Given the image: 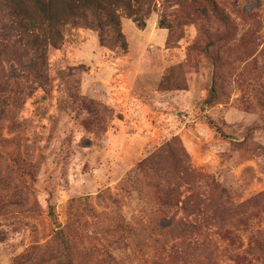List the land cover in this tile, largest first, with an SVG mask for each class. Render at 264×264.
<instances>
[{
	"label": "rangeland",
	"instance_id": "rangeland-1",
	"mask_svg": "<svg viewBox=\"0 0 264 264\" xmlns=\"http://www.w3.org/2000/svg\"><path fill=\"white\" fill-rule=\"evenodd\" d=\"M215 1L234 21L229 40H218L223 29L212 19L176 20L168 44L159 21H173L178 6L153 0L144 28L121 15L125 53L100 46L94 31L69 29L48 53L47 84L28 96L24 80L10 83L17 94L0 124V264H30L24 258L49 249L58 229L90 264H181L149 224L146 198L119 191L125 174L173 137L223 190L221 207L233 216L208 230L217 263H264L254 252L264 243V0ZM215 40L226 88L204 113L212 74L204 51ZM58 68H77L80 99ZM84 103L97 113L82 111ZM108 192L120 196L116 211L134 234L117 230Z\"/></svg>",
	"mask_w": 264,
	"mask_h": 264
},
{
	"label": "trees",
	"instance_id": "trees-1",
	"mask_svg": "<svg viewBox=\"0 0 264 264\" xmlns=\"http://www.w3.org/2000/svg\"><path fill=\"white\" fill-rule=\"evenodd\" d=\"M152 1L0 0V124L8 122L6 115L14 102L12 96L17 94L10 88V83L19 78L24 80L30 86L28 96L33 86L47 84L48 53L63 45L69 29L94 31L100 46L125 53L127 44L121 32V15L131 19L138 28H144V19L151 11ZM170 3L178 6L176 17L173 21H167L164 17L159 21V27L168 28L171 33L168 44L171 43L173 23L176 20L196 23L212 19L223 29V35L218 40H229L233 35L234 21L215 0H165L166 5ZM218 40L210 42L204 51L212 64L211 84L202 109L204 113L207 108L222 100L226 88L224 63L216 49ZM6 69L14 74L5 76ZM76 71L77 68L56 70L60 82L69 85L71 91L76 85L73 75ZM77 88H74L70 96L75 100L80 99L76 94ZM70 97L69 104H73L75 100ZM257 99L264 114V94H259ZM81 110L86 114L97 113L93 104L84 103ZM101 116L109 117L106 109ZM204 118L208 126L224 137L213 120L207 115ZM119 191L129 196L146 198V205L151 210L148 215L149 224L158 229L159 236L169 245L175 259H179L181 264H218L215 260L216 248L209 238L208 230L214 223L229 218L220 203L225 195L209 175L192 167L190 157L179 138L165 141L137 162L121 180ZM119 197L110 194L107 198L113 206L115 226L119 232L134 234V229L125 224L119 218V211H116ZM87 208L91 213V209ZM229 216L230 220L233 219V216ZM254 252L264 254V243H257ZM46 258H52L54 264H90L76 257L72 243L61 229L55 232L49 249H33L24 261L46 264ZM255 264L264 263L256 260Z\"/></svg>",
	"mask_w": 264,
	"mask_h": 264
}]
</instances>
